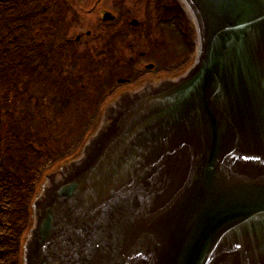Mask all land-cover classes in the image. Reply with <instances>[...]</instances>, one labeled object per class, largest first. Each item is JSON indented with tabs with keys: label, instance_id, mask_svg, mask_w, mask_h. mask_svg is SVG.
<instances>
[{
	"label": "water",
	"instance_id": "95a60500",
	"mask_svg": "<svg viewBox=\"0 0 264 264\" xmlns=\"http://www.w3.org/2000/svg\"><path fill=\"white\" fill-rule=\"evenodd\" d=\"M178 2L190 66L116 95L44 175L21 264H264V0Z\"/></svg>",
	"mask_w": 264,
	"mask_h": 264
},
{
	"label": "trees",
	"instance_id": "16d2710c",
	"mask_svg": "<svg viewBox=\"0 0 264 264\" xmlns=\"http://www.w3.org/2000/svg\"><path fill=\"white\" fill-rule=\"evenodd\" d=\"M140 1L147 13L138 26L128 24L120 3L115 24L75 42L67 36L70 14L79 22L69 0H0V264H20L30 203L44 174L77 152L116 79L133 77L120 50L143 36L162 50L166 35L179 28L183 49H174L172 61L179 54L178 66L190 59L192 30L175 1ZM151 59L160 64L163 56Z\"/></svg>",
	"mask_w": 264,
	"mask_h": 264
},
{
	"label": "rangeland",
	"instance_id": "374dc122",
	"mask_svg": "<svg viewBox=\"0 0 264 264\" xmlns=\"http://www.w3.org/2000/svg\"><path fill=\"white\" fill-rule=\"evenodd\" d=\"M75 1H76V3H78L79 5H81L83 7H86V9H87V8H90L95 3L96 0H75ZM115 1L118 2V0H103L101 2V4L99 5L97 10H100V9L111 10V8L113 6V2H115ZM166 4H172L171 0H166ZM122 6L124 9V12L126 11L124 13V15L126 16V19L128 21H130L131 19H136L138 21L143 20V18L146 19L145 13H147V12H146V6H145L144 1L142 2L140 0H124ZM151 9H153L152 6H151ZM97 10L95 11V13L93 15L87 16V17H85V19H80V22L74 21L73 20V14H70L69 19L72 20L73 25H72V28L70 29V31L68 32V35H67L68 38L73 39L75 36H77L79 34H84V33H86V31L88 29H92L93 27H95L94 25L97 24V19L93 16H98L96 14ZM150 12H152V10ZM147 18H148V20L149 19L151 20V23H153V25L155 24L156 20L154 21V14L153 15L151 14ZM92 32H93V29H92ZM177 33L179 34L178 31H177ZM88 42L89 43H87V44H91L90 41H88ZM172 44H173V41L169 40V44L167 45L168 51H171V49L173 47ZM174 44L177 46L176 51H177V49L181 50V45L177 41L174 40ZM147 50H148V45H147L146 40L144 38L134 39L131 44H128L126 47H123L120 50V58H122L124 60H128L130 58H137V56L139 55L140 52H144ZM152 55L156 56V55H158V52L153 51ZM143 62L137 66V67H139V69L141 68L140 71H143V66L145 65V63H143ZM159 71L162 72V70H159ZM125 72H127V71H125ZM114 85L116 86V87H114L115 88L114 92H116V94L122 90H125L122 86H118L116 83Z\"/></svg>",
	"mask_w": 264,
	"mask_h": 264
},
{
	"label": "flooded vegetation",
	"instance_id": "af4514ba",
	"mask_svg": "<svg viewBox=\"0 0 264 264\" xmlns=\"http://www.w3.org/2000/svg\"><path fill=\"white\" fill-rule=\"evenodd\" d=\"M123 0H118V2L117 1H115V2H113V6H112V8H111V10H114V11H116V9H115V7L114 6H116L117 4H119V3H121ZM69 2L71 3V4H76V2L74 1V0H69ZM96 23V22H95ZM94 26H96V27H93L92 29L93 30H95V29H98V28H101V25H98V24H96V25H94ZM92 29H88L87 30V32H89V33H91L92 32ZM93 35H91V37H92ZM148 52L147 51H144V52H140L139 53V55L138 56H144L145 54H147ZM131 62H134V64L136 65V66H138V65H140L142 62H140L139 60H138V58H130L129 59ZM143 63H145V65L143 66V71H141V72H139L138 74H136L135 73V75L137 76V77H139V79L138 80H144V79H146V78H148V77H156L159 73H157V72H155L154 70H155V63L154 62H143ZM179 64H181V63H179ZM148 66H151V69L149 70H147V67ZM127 81H130V80H127ZM126 86H129V85H131V83L129 82V83H127V84H125Z\"/></svg>",
	"mask_w": 264,
	"mask_h": 264
}]
</instances>
